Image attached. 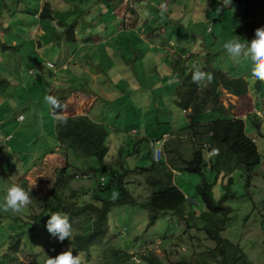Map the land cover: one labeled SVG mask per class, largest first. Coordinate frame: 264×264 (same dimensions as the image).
<instances>
[{"label": "rangeland", "instance_id": "1", "mask_svg": "<svg viewBox=\"0 0 264 264\" xmlns=\"http://www.w3.org/2000/svg\"><path fill=\"white\" fill-rule=\"evenodd\" d=\"M222 2L200 0L192 5L187 0H0V204L12 184L23 187L31 197L19 211L0 207L1 263L17 259L29 262L37 256L41 264H46L48 257L72 252L68 242L76 230L58 241L45 226L52 215L45 202L57 170L68 166L72 190L92 188L102 178L94 171L97 159L84 158L60 144L56 117L46 97L66 94L63 114L78 116L88 111L94 119H104L110 131L112 155L117 159L125 146L126 166L148 168L152 164L149 144L136 142L152 140V152L155 147L161 148L166 156L165 142H171L173 137L169 134L189 123V112L184 114L175 104L176 89L165 85L167 77L160 75L164 72L149 56L167 49L159 52L160 58L167 57L166 64L173 52L172 56L187 53L184 61L189 59V67H197L194 63L201 66L206 56L199 51L204 50L215 54L218 66L230 76L249 78V95H221L228 113L207 111L202 118H242L246 131L257 143L262 161L250 187L241 169L233 174L235 197L226 201L230 214L222 236L238 245L251 264H264V99L262 103L257 101L256 84L260 80L251 78V60L243 55L233 57L223 47L233 37L246 44L255 36L253 27L264 28V0H230L226 5ZM47 3L59 14L65 13H56L58 19L62 17L64 22L67 16L64 23L76 28L74 42L61 34L57 39L66 26L62 27L56 18L41 20L34 32L31 11L38 7L40 11ZM18 8L28 12L24 19L19 18L22 13ZM157 28L161 42L154 33ZM104 35L108 43L99 41L98 37ZM116 46L119 50L115 52ZM194 53L198 56H191ZM47 62L54 65L53 70L46 66ZM161 67L165 70L162 60ZM249 116L262 123L261 134ZM179 145L190 153L188 138ZM199 182L196 175L175 176V183L192 201L186 208L187 216L190 209L197 217L206 211L196 190ZM129 183L128 190L137 204L117 206L109 214V237L116 248L134 253L135 264H148L143 255L150 253L158 255L163 264H198L203 256L210 255L215 243L202 228H189L178 216L160 214L156 223L149 225L150 191L145 179L133 175ZM218 188L221 197L223 191L221 186ZM110 197H116L115 193ZM17 243L21 244L17 252H10L9 248ZM81 261L86 263V258L81 256ZM99 262V251L94 248L91 262L86 264Z\"/></svg>", "mask_w": 264, "mask_h": 264}, {"label": "trees", "instance_id": "2", "mask_svg": "<svg viewBox=\"0 0 264 264\" xmlns=\"http://www.w3.org/2000/svg\"><path fill=\"white\" fill-rule=\"evenodd\" d=\"M193 1L199 2L200 0H187V4H192ZM248 1L252 0H240V3ZM17 11L22 13L19 16L20 19H24V15L28 14L22 8H18ZM31 12H33L35 23L38 20H54L56 18L62 27L66 26V30L59 33L57 39H60L61 34L65 35L70 43L75 41L76 28L64 23L67 16L63 17L64 22L61 20L62 17L58 19L59 15L65 13L59 14L56 9H52L49 3L45 4L40 11L38 7ZM191 12L193 13L192 9ZM56 13L59 15L56 16ZM257 28L253 27L252 30L255 32ZM159 32L160 30L157 28L154 33L158 36ZM133 46L136 45L133 43ZM177 46L180 47V45ZM186 54L176 53L174 60L170 61L168 65L170 70H164L161 67L160 70L164 73L160 75L167 77L165 85L168 88L176 89L173 93V95L175 94V104L182 109L184 114L189 112L187 115L189 123L187 127L171 134L173 135L172 141L165 142L166 156L163 155L159 162L153 159L150 144L152 140L143 138L136 142V145H140L144 141L149 144L152 164L148 168L130 169L126 166L125 161L128 155L124 154L125 146H122L116 159L111 152L110 131L104 119L96 120L89 115L63 116L68 95L61 93L59 97H55L62 105V107L56 108L51 105L52 114L56 118L58 117L56 132L60 144L84 158L97 159L98 167L94 171L102 174V178L96 186L72 190L70 187L71 177L67 172L68 166L57 170L54 185L49 190V200L45 202L46 210L51 214L67 215L72 230H76L73 239L68 244L73 249L72 255L79 257V264L91 262L92 249L94 248L99 251L100 262L98 264H135L133 262L134 253L116 248L112 238L109 237L110 211L117 206L137 204L128 190L129 177L133 175L143 176L150 191L147 200L149 225H154L160 214L170 213L183 219L184 224L189 228H202L208 238L215 243L210 255L203 256L198 264H251L239 246L223 237L222 232L226 229L230 214V207L226 205V201L235 197L233 174L237 169H241V176L247 187H250L255 170L262 161L261 153L257 143L253 141V137L247 134L244 119L232 117L206 121L202 118L207 111L228 113L223 105L221 95L228 93L235 97L246 96L250 89L249 78L230 76L218 66L216 55L209 51L201 66L199 60L196 62L199 66L192 61L197 67L191 68L186 62L189 59L184 61ZM194 55L198 56L196 53L191 54V56ZM47 67L53 70V68ZM196 69L204 72L205 76L198 81H193L192 73ZM174 72H177V76L170 80L171 76L175 75ZM209 73L211 80L207 78ZM262 82L258 81L256 84L259 103H262L264 99ZM256 118L249 116L248 119L253 122L254 128L259 134L262 123L256 121ZM163 135L158 139L162 140ZM184 138H188L191 143L190 153L183 151L179 145V142H182ZM128 149L130 150V148ZM213 149H218L219 153L209 159L208 152ZM176 172L200 177L196 190L201 195L206 208L202 216L197 217L191 209L189 215H186V208L191 203L188 202L183 190L175 183ZM219 186L223 191L221 197L218 196V193L221 192ZM67 191L71 194H67ZM113 193L116 197L111 198L110 195ZM20 245L17 243L10 247L9 251L17 252ZM81 256L86 258V263L81 261ZM143 258L148 264H163L155 253L143 255ZM0 264L41 263L36 256L29 262L17 259L14 262L4 260Z\"/></svg>", "mask_w": 264, "mask_h": 264}, {"label": "clouds", "instance_id": "3", "mask_svg": "<svg viewBox=\"0 0 264 264\" xmlns=\"http://www.w3.org/2000/svg\"><path fill=\"white\" fill-rule=\"evenodd\" d=\"M230 0H223L222 4L226 5ZM219 12V8H217ZM224 49L233 57L243 55L252 62L250 75L251 78L264 81V28H257L255 36L251 41L242 43L235 37L226 40L223 44ZM205 73L196 69L192 73V80L198 81L204 78ZM207 78L211 80V74H207ZM46 101L54 108L62 107L58 100L49 95ZM30 194L18 184H12L7 188L3 198V204L0 207L19 211L24 205L30 202ZM47 231L58 241L68 238L72 232V225L69 223L67 215L53 213L46 222ZM46 264H79V257L73 256L71 250L63 251L55 257H48Z\"/></svg>", "mask_w": 264, "mask_h": 264}, {"label": "crops", "instance_id": "4", "mask_svg": "<svg viewBox=\"0 0 264 264\" xmlns=\"http://www.w3.org/2000/svg\"><path fill=\"white\" fill-rule=\"evenodd\" d=\"M162 7H165V6H162ZM161 7V8H162ZM98 8L100 9V7L98 6ZM161 8H159L160 9V11H161ZM167 8V7H166ZM36 18H37V16H36ZM35 20V19H34ZM33 20V23H32V25H35V28H34V32H35V29L37 28V25H38V23L41 21V20H38L37 21V23H35V21ZM35 23V24H34ZM24 24L26 25L27 24V22H24ZM17 25H18V22H17ZM107 29H108V27H107ZM23 30V29H22ZM34 32H33V34H34ZM24 33H26L25 31H24ZM115 33H117V32H115ZM125 33V32H124ZM128 33V32H127ZM25 35V34H24ZM156 37H158L157 35H156ZM34 37H32V39H33ZM99 38V41H103V42H105V43H108V41H107V38L105 37V35L104 36H101V37H98ZM159 38V37H158ZM142 39V38H141ZM145 39V38H144ZM34 40V39H33ZM143 40V39H142ZM162 41V39L161 38H159L158 39V42H161ZM152 43V42H151ZM119 50V48H118V46H116V48H115V52L116 51H118ZM159 52H160V50L159 51H157V53H152L151 54V50L150 51H146L145 52V55L147 56L148 54H151V55H149V56H151L152 57V61L154 62V64H155V67L157 68V69H161V60L162 61H164V66H165V69L167 70V69H169L168 68V65H169V63H170V61H172V60H174V58H175V55H173L172 56V53L173 52H171L170 53V60L167 62V64H166V62H165V58H167L166 56L164 57V59L163 58H160V56H159ZM163 53L164 52H167V49H163V51H162ZM162 52H160V53H162ZM199 53H203V55H206L207 54V52H205L204 50H201V51H199ZM142 57V54L141 55H139V57ZM144 56V55H143ZM201 57V56H200ZM222 63H224L222 60H220ZM199 63H200V61H199ZM143 68H144V66H143ZM170 70V69H169ZM33 73V71H30V74H32ZM100 76V75H99ZM11 83V82H10ZM13 86V85H12ZM86 92H88L87 90H86ZM249 93H250V91H249ZM249 93L247 94V95H249ZM84 95H86L85 93H83ZM226 94H228V93H226ZM229 95V94H228ZM246 95V96H247ZM87 97H88V95H86ZM235 97V96H233V95H229V97ZM122 98V95H120V98H118V99H121ZM240 98V97H239ZM64 110V109H63ZM65 111V110H64ZM63 111V112H64ZM82 115H89L90 117H92L91 115H90V112H88L87 111V113H85V114H82ZM63 116H71V115H66V114H63ZM78 116H80V115H78ZM22 116H19L18 117V119L20 120V121H22L20 118H21ZM58 118V117H57ZM56 118V119H57ZM93 118V117H92ZM24 121H25V119H24ZM23 121V122H24ZM133 132V130H131V133ZM247 132V131H246ZM247 134L250 136V137H253V135H251L250 133H248L247 132ZM168 135V134H167ZM169 135H171V134H169ZM254 138V137H253ZM57 151L59 150V148L57 147V149H56ZM28 174V173H27ZM176 175L177 176H182L183 174L181 173V172H176Z\"/></svg>", "mask_w": 264, "mask_h": 264}, {"label": "built area", "instance_id": "5", "mask_svg": "<svg viewBox=\"0 0 264 264\" xmlns=\"http://www.w3.org/2000/svg\"><path fill=\"white\" fill-rule=\"evenodd\" d=\"M46 64H47V66H49V67H51V68L54 67V65H53L52 63H50V62H47ZM20 119L23 120V117H21ZM152 145H153V144H152ZM218 153H219V150H218V149L210 150V152H208V158L211 159L212 157L218 155ZM162 157H163V151H162V149H161V148H157V147L153 148V159H154L156 162H159V161L162 159ZM187 200H188V202H190V203L192 202V201H191L190 199H188V198H187Z\"/></svg>", "mask_w": 264, "mask_h": 264}]
</instances>
